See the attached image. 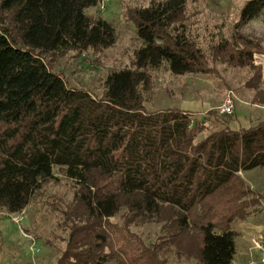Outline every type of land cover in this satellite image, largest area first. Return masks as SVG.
Instances as JSON below:
<instances>
[{
	"label": "trees",
	"instance_id": "16d2710c",
	"mask_svg": "<svg viewBox=\"0 0 264 264\" xmlns=\"http://www.w3.org/2000/svg\"><path fill=\"white\" fill-rule=\"evenodd\" d=\"M99 0H0V210L20 213L55 170L73 185L69 204L53 197L64 247L55 264H230L236 233L256 196L239 173L264 169V122L198 136L202 122L175 109L146 111L148 69L209 74L206 56L186 33L185 0L128 8L141 46L128 67L107 72L101 94L67 87L44 58L61 50L113 46V27L84 10ZM264 12L244 0L234 28ZM211 62L246 68L242 84L264 106V78L251 63L259 44L233 31L210 47ZM120 214V222L111 221ZM158 225L150 244L130 225ZM62 224V225H61Z\"/></svg>",
	"mask_w": 264,
	"mask_h": 264
},
{
	"label": "rangeland",
	"instance_id": "374dc122",
	"mask_svg": "<svg viewBox=\"0 0 264 264\" xmlns=\"http://www.w3.org/2000/svg\"><path fill=\"white\" fill-rule=\"evenodd\" d=\"M150 1L99 0L96 6L85 9L84 13L99 16L113 27L116 35L113 46L99 52L61 50L46 56L44 63L50 71L63 78L67 87L100 96L104 75L128 67L134 51L141 46L134 27L126 19V10L145 7ZM243 2L185 0L183 22L186 33L205 54L207 66L212 71L209 74L173 75L164 63L157 69H148L150 90L142 92L146 111L175 109L186 113L205 127L198 138L222 127L240 130L264 122V106L252 103L255 90L242 86L249 77L248 70L229 66L223 60L211 62L208 56L212 45L220 40H229L236 30L262 48L260 54L252 53L251 63L260 66L261 78H264V12L235 29L234 23ZM228 92L234 96V110L229 115H219L215 108ZM53 174V179L43 185L40 195L20 213L8 214L0 210V264H55L64 247L66 230L60 226V213L56 209L51 210L48 203L56 197L69 204L73 185L55 170ZM239 175L249 192L256 196L257 203L249 208L245 221H235L230 225L236 233L230 264L246 263L249 234L255 231L256 226L264 228V169L256 168ZM111 221L119 223L120 214ZM130 230L147 245L155 240L158 225H130ZM165 261L166 264H198L195 259H176L172 255H167Z\"/></svg>",
	"mask_w": 264,
	"mask_h": 264
},
{
	"label": "built area",
	"instance_id": "2783aa9c",
	"mask_svg": "<svg viewBox=\"0 0 264 264\" xmlns=\"http://www.w3.org/2000/svg\"><path fill=\"white\" fill-rule=\"evenodd\" d=\"M215 110L219 115L231 114L234 110V96L232 93L225 94ZM248 242L250 256L244 264H264V236L259 232H254L249 236Z\"/></svg>",
	"mask_w": 264,
	"mask_h": 264
},
{
	"label": "crops",
	"instance_id": "0c3cea01",
	"mask_svg": "<svg viewBox=\"0 0 264 264\" xmlns=\"http://www.w3.org/2000/svg\"><path fill=\"white\" fill-rule=\"evenodd\" d=\"M262 79V78H261ZM254 232H259V233H261L263 236H264V228H262L261 226H256L255 227V231H253V232H251L250 234H249V236L252 234V233H254ZM249 236H248V238H247V252H248V255H247V259H248V257L250 256V253H249ZM252 256H254V255H252Z\"/></svg>",
	"mask_w": 264,
	"mask_h": 264
}]
</instances>
